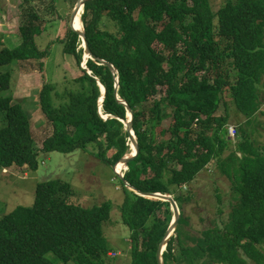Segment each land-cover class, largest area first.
I'll use <instances>...</instances> for the list:
<instances>
[{"label":"trees","instance_id":"obj_1","mask_svg":"<svg viewBox=\"0 0 264 264\" xmlns=\"http://www.w3.org/2000/svg\"><path fill=\"white\" fill-rule=\"evenodd\" d=\"M23 1L25 21L18 27L19 42L0 50L1 66L41 60L51 52L49 43L48 48H39L41 18L30 0ZM210 2L87 0L81 21L92 55L84 62L90 73L83 67L79 34L68 22L57 42L77 65L75 89H67L57 102L54 84L42 83L38 104L52 132L41 147L22 105L11 94H0V167L36 170L41 152L76 149L113 166L130 151L128 133L119 120L127 118L120 98L133 113L139 149L124 178L145 192L170 193L181 206L188 195H176L177 191L187 189L229 148L226 125L232 104L244 124L239 122L238 141L229 148L223 168L232 197L226 219L218 204L213 224L194 236L187 233L188 219L182 212L162 259L164 264H264V143L253 142L247 129L261 104L264 0H224L216 10ZM9 78L8 70L0 74V90L8 89ZM98 81L105 88L102 114L112 117L103 118L98 112ZM121 189L119 210L129 228V264H158L156 252L171 221L170 205L138 196L122 182ZM74 195V187L60 178L41 181L32 205L2 215L0 264L110 262L105 259L116 255L104 224L110 220L112 202L84 206L74 201Z\"/></svg>","mask_w":264,"mask_h":264},{"label":"rangeland","instance_id":"obj_2","mask_svg":"<svg viewBox=\"0 0 264 264\" xmlns=\"http://www.w3.org/2000/svg\"><path fill=\"white\" fill-rule=\"evenodd\" d=\"M75 3L71 0H30V4L41 18L42 32L36 37V42L40 49L48 48L49 43L51 52L41 59L43 61L41 69L38 66L41 60L36 59L17 61L9 66L0 65V74L6 70L10 72L8 89L0 90V94L3 96L11 94L13 101L20 103L28 113L32 134L39 147L52 132V125L48 123L38 104L42 83L50 80L54 84V91L58 92V95L53 97L57 102L63 100L61 98L64 93L69 91L67 89H75L74 77L77 75V65L71 55L61 51L57 42L66 32ZM210 3L216 10L224 0H211ZM25 7L23 0H0V50L18 44V27L25 21V12H23ZM259 91L260 108L250 120L247 129L253 142L262 144L264 143V75L259 84ZM225 100L231 102L227 92ZM223 109L221 105L219 111L223 112ZM228 113L226 137L231 141L229 148H233L238 141L237 133L240 124H244V117L232 104ZM103 116L108 115L103 114ZM0 123H2L1 114ZM230 126L235 129L234 136L228 134ZM229 148H224L213 165L201 171L187 189L183 187L177 191L176 195L179 192L188 195L182 198L181 208L183 215L188 219L184 227L189 235L195 236L202 229L213 224L218 217L216 210L218 204L224 211L222 218L226 219L232 203L230 180L223 172V168L227 166ZM113 167L80 149L70 153L41 152L38 155L36 170L18 166L0 167V217L17 206L32 205L39 182L60 178L74 187V201L84 206L98 204L103 200L112 202L110 220L104 224V233L112 248V255L116 256L106 258L105 260L110 261L106 264H129V228L122 223L119 210L124 194L121 180L115 175ZM262 250L264 251V243ZM59 264L63 263L59 262Z\"/></svg>","mask_w":264,"mask_h":264},{"label":"water","instance_id":"obj_3","mask_svg":"<svg viewBox=\"0 0 264 264\" xmlns=\"http://www.w3.org/2000/svg\"><path fill=\"white\" fill-rule=\"evenodd\" d=\"M87 0H76V3L74 5V8L72 10L70 19H69V24L72 27V29L74 31H76L79 34V37L81 39L82 42V47L84 48V55H83V62L86 61V58L90 57L92 58L91 55V51L88 47L86 38H85V33H84V28H83V24L81 28H75L74 27V21H75V17L76 14H78L80 11H83V7L84 4ZM81 21V18H80ZM82 23V21H81ZM101 63L105 64L109 67V69L112 71V73H117L116 68L108 63L107 61L101 59ZM98 85L100 86L101 89V96L99 97L98 101H99V107H98V112L99 114H101V106H102V101L105 97V88L104 86L98 81ZM117 89H118V77L116 76L115 78V95L116 97H118L117 95ZM119 101L121 103H123L125 105L126 108V119L125 120H120L123 125H124V130L128 133V144H129V148L130 151L128 153H126L124 156H122L113 166L114 169V173L115 175L118 176V178L121 180V182L123 183V185L130 191H132L133 193H135L138 196L144 197V198H148L151 200H162V201H167L170 205V209L173 213L172 215V219L170 221V224L168 225V228L166 230L165 235L163 236V238L161 239L158 248H157V252H156V256H157V262L158 264H164L163 259H162V252L166 249V245L167 242L169 241L170 237L173 235L177 224H178V220L182 214V208L179 205V203L174 199L173 195H171L170 193H160V192H145L142 190H139L135 187H133L132 185L129 184V182L124 178V171L127 169V164L130 160H132L138 153V144L136 141V137L134 134V131L131 129L132 127V118H133V113L130 109V107L126 104V102L123 99L119 98ZM106 117H112L110 116H105L103 118ZM132 147H133V151H132ZM122 162V167L119 169V171L116 170L115 165L118 162Z\"/></svg>","mask_w":264,"mask_h":264},{"label":"bare ground","instance_id":"obj_4","mask_svg":"<svg viewBox=\"0 0 264 264\" xmlns=\"http://www.w3.org/2000/svg\"><path fill=\"white\" fill-rule=\"evenodd\" d=\"M74 8V7H73ZM16 12V11H15ZM83 12V11H82ZM82 12L80 11L78 14H76V17H75V21H74V23H75V26L77 27V28H81L82 27V23H81V21H80V18H81V14H82ZM81 47H82V42H81ZM84 49V48H83ZM83 67L84 68H86L87 70H88V68L85 66V64H83ZM42 71V70H41ZM89 71V70H88ZM65 97V96H64ZM98 107H99V105H98ZM101 109H102V107H101ZM101 115H103L102 114V110H101ZM131 129L133 130V128L131 127ZM234 132H235V129H234V127H232V126H230L229 127V131H228V134H230L231 136H234ZM132 151H133V147H132ZM122 167V162L120 161V162H118L116 165H115V168H116V170L117 171H119V169Z\"/></svg>","mask_w":264,"mask_h":264}]
</instances>
